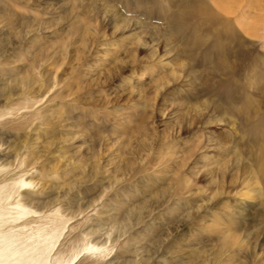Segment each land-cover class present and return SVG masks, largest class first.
<instances>
[{
    "label": "rangeland",
    "instance_id": "rangeland-1",
    "mask_svg": "<svg viewBox=\"0 0 264 264\" xmlns=\"http://www.w3.org/2000/svg\"><path fill=\"white\" fill-rule=\"evenodd\" d=\"M263 31L264 0H0V165L59 242L118 240L83 264H264Z\"/></svg>",
    "mask_w": 264,
    "mask_h": 264
},
{
    "label": "bare ground",
    "instance_id": "bare-ground-1",
    "mask_svg": "<svg viewBox=\"0 0 264 264\" xmlns=\"http://www.w3.org/2000/svg\"><path fill=\"white\" fill-rule=\"evenodd\" d=\"M6 165H0V264H83L91 256L107 257L119 243L116 239L107 247L106 240H97V232L87 228L93 217L88 213L84 221L68 228L67 236H63L62 243L59 242L67 222L71 220L70 216L67 217L60 208L44 211L45 207L40 205L31 191L22 192L26 188L37 187L33 178L26 179L30 171L21 170L11 174ZM259 165L263 170L264 162L260 161ZM22 166L23 161L15 168ZM91 212L97 213L95 208ZM33 223L38 225L33 227ZM21 236H25L26 240L21 242ZM86 264L99 262L93 260Z\"/></svg>",
    "mask_w": 264,
    "mask_h": 264
}]
</instances>
